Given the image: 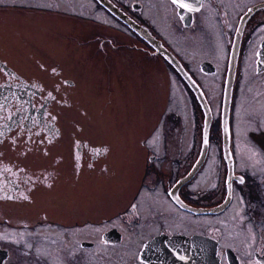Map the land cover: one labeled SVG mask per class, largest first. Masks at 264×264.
Here are the masks:
<instances>
[{"label": "flooded vegetation", "instance_id": "1", "mask_svg": "<svg viewBox=\"0 0 264 264\" xmlns=\"http://www.w3.org/2000/svg\"><path fill=\"white\" fill-rule=\"evenodd\" d=\"M64 1L0 0V264H167V250L152 252L170 244L145 246L176 234L213 238L217 264H264V0ZM64 57L72 62L63 66ZM161 78L166 92L176 84L188 96L184 156L182 112L150 113L162 103ZM196 89L209 108L205 135ZM74 98L80 106L71 109ZM209 162L212 194L196 199L189 187ZM144 192L184 221L144 216ZM62 199L71 208L56 214ZM190 217L213 222L192 226ZM88 228L100 230L98 240L74 239Z\"/></svg>", "mask_w": 264, "mask_h": 264}, {"label": "rangeland", "instance_id": "2", "mask_svg": "<svg viewBox=\"0 0 264 264\" xmlns=\"http://www.w3.org/2000/svg\"><path fill=\"white\" fill-rule=\"evenodd\" d=\"M42 2L44 3H49L50 0H42ZM60 3L64 4L66 3V1L64 0H60ZM1 9H4L2 7H0ZM15 10V9H13ZM32 22L34 21H31L30 19H23V23H22V27H26V28H31L32 30H35L34 26L32 25ZM64 29V28H62ZM75 33V32H73ZM73 48L76 49V52L75 54H78V56L80 55V53H82V49H85V47H82V46H79V41H78V45H73ZM128 59V57H126ZM57 60V59H55ZM62 62V65L64 66L65 63H71L72 62V59H70V57H64L63 59L60 60ZM105 61V59L103 60ZM120 68L123 69L122 67V61H120ZM32 63V66H34V61L31 60ZM59 64V63H58ZM50 78L52 81L54 80L52 77H48ZM162 79L164 78H161V91L162 93H156L157 96H161L162 98V103L160 106L156 107L154 105H151V110H150V113L153 115L152 117H156L157 114H159V112H161L162 110H165V106L169 108H173L174 110H176L177 112L180 113L181 115V112H182V120H181V123L183 125V130L185 131L184 132V135L182 136V156L186 155L187 152H185L184 148H186L187 144H188V139H186V136H188L187 133L190 132L191 130V127H190V118L188 116V111L190 110V107L188 106V96L186 95V92L181 90L180 87H178L176 84H175V87L176 89H171L170 92H166V87L164 85V82L162 81ZM155 86H153V80H149L148 78H144V88H145V91H146V94H151L153 89H154ZM180 91V92H179ZM183 91V92H182ZM168 93V96H166ZM170 94V95H169ZM170 96V98H169ZM169 98L168 102L166 101L167 99ZM75 100V101H74ZM71 101V105L73 103V105L71 106V109H74L76 107H79L80 106V100L79 99H75ZM152 102H154L155 100L152 99L151 100ZM261 103V99H256V100H252L250 101V107L251 109L253 110H258L260 107ZM82 105L84 106H89V104L84 100V102L82 103ZM54 106H56V104L54 103ZM59 107H60V103H59ZM67 109V107H65ZM70 109V108H68ZM158 112V113H157ZM157 113V114H156ZM85 121H87V119L83 118ZM154 122V121H152ZM241 126V127H244V125L241 123V122H238L237 123V136H241V142L244 144L245 146V149L241 151V154H243V156L245 157H249L250 154H249V151H250V148L248 146H246V139L244 138V133L242 132H239L238 130V127ZM74 130V128H69L68 130L66 129V133H70ZM158 130L154 129V132L153 133H157ZM11 140L7 139L5 141L6 144V147H11L12 145L9 144ZM26 142L24 136H21V139L18 141V143L16 144L17 146L20 145V143H24ZM63 142V140L61 141V143ZM67 140L64 142V144H66ZM175 147V145H174ZM194 163V162H193ZM173 165L174 166H178V162H173ZM214 163L213 162H209L208 165L205 167V171L203 174H200L197 178H195V180L192 181L191 185H190V190L192 193H196L197 195H199V197L197 195H194L196 197V199H208V195L212 194V192L210 191V189L208 188H211L212 186L214 187V183L215 181H213V176H214ZM133 177H135V175H132ZM130 180V178H129ZM129 182V181H128ZM142 204H141V211H142V214L145 216V215H149V216H153L154 213H157L158 216H160L161 218H168L167 222L173 226V227H177V225L181 224V222L184 221V219L180 222L179 220L177 222H175V217L177 216L175 214V209L173 208L172 204H170L164 197H162L161 195H158L154 192H151V193H148V192H144L142 194ZM62 204H55V206L57 207H61L62 209H59V208H56L55 207V210H56V214L60 211H63V209H67V207L71 208V206H66V205H70V201H65L63 202L64 200L62 199L61 200ZM78 202V201H77ZM236 205V204H235ZM74 209V208H72ZM76 210V209H75ZM197 220L200 221L201 218L200 217H190L188 218V221H189V224L192 225V226H197ZM202 223H207V222H213V218L212 217H207V218H203L202 217ZM119 224H122L120 221H117ZM109 224L106 223V224H100L99 226L100 227H106L108 226ZM206 226V225H205ZM204 227V226H201V228ZM99 228V227H97ZM196 228V227H195ZM100 229V228H99ZM99 229H95V228H88V229H83V230H79V232H77L74 236V239H77L79 238L81 235H85V236H90V237H93L94 240H98L99 238V233H100V230ZM231 238V236H230ZM230 238L227 237L226 239V243H228V241L230 240ZM70 238L67 237V240H69ZM226 243H223L224 245H226Z\"/></svg>", "mask_w": 264, "mask_h": 264}, {"label": "water", "instance_id": "3", "mask_svg": "<svg viewBox=\"0 0 264 264\" xmlns=\"http://www.w3.org/2000/svg\"><path fill=\"white\" fill-rule=\"evenodd\" d=\"M126 24H128L133 30L136 31L137 34H140L149 44H152L154 48L161 53V55H164L166 59H169V54L166 51V49L163 47L162 44H160L159 41H157L151 34H148L147 31L141 27L140 25H137L130 19H124L123 20ZM170 60V59H169ZM181 75L184 78V81L188 83L192 87H196L197 85L193 81V79L187 75L185 72L183 73L182 70L179 68ZM198 87V86H197ZM195 94L197 95V98L200 100L201 105L204 107L205 111V119H204V135L208 128V124L210 121V115H209V108L206 103H203L205 101V96L202 93L201 89L194 90ZM182 179H180L181 181ZM178 181V182H180ZM166 242V244H170L169 248L165 249H154L152 252V255L155 257H160L165 250H167L169 253V256L172 260H170L167 264H217V257L215 254V241L210 236L207 238L206 236H202L200 234L197 235H175L171 237H164V240L162 238L156 237V239L151 240L148 242V244L145 246V249L151 248L157 243L160 244V242ZM213 244V245H210ZM174 248V249H173ZM200 250L204 251L203 256L199 253H196ZM152 251V250H151ZM194 261H191L193 260Z\"/></svg>", "mask_w": 264, "mask_h": 264}, {"label": "snow or ice", "instance_id": "4", "mask_svg": "<svg viewBox=\"0 0 264 264\" xmlns=\"http://www.w3.org/2000/svg\"><path fill=\"white\" fill-rule=\"evenodd\" d=\"M173 3H176L179 7H187V5L182 3L181 0H173Z\"/></svg>", "mask_w": 264, "mask_h": 264}, {"label": "bare ground", "instance_id": "5", "mask_svg": "<svg viewBox=\"0 0 264 264\" xmlns=\"http://www.w3.org/2000/svg\"><path fill=\"white\" fill-rule=\"evenodd\" d=\"M174 249V248H173Z\"/></svg>", "mask_w": 264, "mask_h": 264}]
</instances>
